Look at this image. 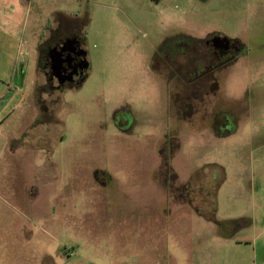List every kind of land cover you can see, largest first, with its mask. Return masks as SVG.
I'll return each instance as SVG.
<instances>
[{
  "label": "rangeland",
  "instance_id": "374dc122",
  "mask_svg": "<svg viewBox=\"0 0 264 264\" xmlns=\"http://www.w3.org/2000/svg\"><path fill=\"white\" fill-rule=\"evenodd\" d=\"M59 17L82 32L88 68L49 95L37 46ZM211 32L243 52L178 117L182 79H167L157 58L176 35ZM193 202L206 213L213 204L218 223L196 233L164 222L192 216ZM133 219L146 221L133 229ZM244 230L242 260L219 236ZM33 249L46 264L261 262L264 0H0V264H38Z\"/></svg>",
  "mask_w": 264,
  "mask_h": 264
},
{
  "label": "flooded vegetation",
  "instance_id": "af4514ba",
  "mask_svg": "<svg viewBox=\"0 0 264 264\" xmlns=\"http://www.w3.org/2000/svg\"><path fill=\"white\" fill-rule=\"evenodd\" d=\"M83 43V34L74 28L73 22L60 21L56 26H49L45 30L37 46V68L43 70L47 80L43 91L50 95L53 91L77 86L83 81L88 68ZM243 47L244 43L240 39L228 38L220 32H211L206 37L180 34L176 35L175 41L168 43V50L165 47V51L161 52H165L166 59L157 58L156 67L162 74L167 75V79H182L179 80L183 86L182 91L175 93L177 99L175 109L178 117L183 118V114L192 116L191 114L195 112L197 93L208 94V88L212 84L218 88L216 73L236 62L243 52ZM54 80L57 84L53 83ZM48 86L51 89H48ZM180 100L184 103L181 106ZM119 122L123 124L124 120ZM167 180L170 181L169 184L174 181L172 176L168 175ZM208 188V184L206 186L202 183L198 190L201 189L199 192L204 193ZM198 202L207 201L196 198V203ZM189 205L193 207L195 213L211 216L210 213L200 210L194 202Z\"/></svg>",
  "mask_w": 264,
  "mask_h": 264
},
{
  "label": "crops",
  "instance_id": "0c3cea01",
  "mask_svg": "<svg viewBox=\"0 0 264 264\" xmlns=\"http://www.w3.org/2000/svg\"><path fill=\"white\" fill-rule=\"evenodd\" d=\"M57 24L60 22V21H62V22H65L66 20L63 18V17H59V18H57ZM49 26H56L55 24H53V22H52V19H49L48 21H47V23H46V29L49 27ZM45 32V30H43L42 31V33H44ZM42 33L40 34V36H39V39H38V43H39V41L42 39ZM22 86V84H19L18 85V87H21ZM161 163H162V159H161V161H160V165H161ZM163 165V164H162ZM39 171V170H38ZM38 171H34L35 173V175H36V177H38ZM156 172H157V170H156ZM43 174V173H42ZM96 178H95V180L98 182V183H103V181H104V176H103V174L101 173V172H98L97 173V175L95 176ZM160 177H161V179H162V181H163V174H161L160 175ZM205 177H208V175L206 174L205 175ZM37 180H39V179H37ZM55 182V180H54V178H52L51 179V177L50 178H47V184H50V185H52L53 183ZM164 182H165V180H164ZM201 183H205V182H201ZM55 184V183H54ZM164 184V183H163ZM206 184V186H207V182L205 183ZM209 186V185H208ZM164 187V186H163ZM32 193H31V195H34V198H35V196L36 197H38V196H41V192H39V188L38 187H36V186H33L32 187ZM207 201V200H206ZM17 202H19V203H23V201H21V198L20 199H18L17 200ZM49 203H58L57 202V200H54L53 202L52 201H49ZM59 203H62V202H60L59 201ZM199 203V202H198ZM206 203V202H205ZM209 203V202H208ZM38 204L39 203H37V207H36V209L35 210H40V208H39V206H38ZM177 205H179V204H177ZM57 207V206H56ZM210 214H211V216L209 215V216H202V215H200V214H198L197 212L195 213V212H191V214H193L192 216H186V217H184V215H170L167 219H165V223L166 224H168L169 222H171V224H183V225H188V224H194V225H196V233H197V231L198 230H200L201 228H202V226L201 225H204V226H208L210 229H211V226L214 224H217L218 223V218L214 215L215 213H214V205L213 204H211L210 206ZM55 208V207H54ZM65 208L67 209V207H66V205H65ZM70 208H71V206L70 207H68V211H69V214H67V212H66V216H67V218L68 219H70L71 217H72V212H71V210H70ZM177 209H178V207H177ZM36 212V211H35ZM54 212H55V210H54ZM154 219H157V218H154ZM159 219V218H158ZM148 220L149 221H152L153 220V217L152 216H149L148 217ZM146 220H135L134 221V219L133 220H131V225L133 226V229H137V226L140 224V223H144ZM163 222V221H162ZM256 223V221H254L253 220V222H252V225H254ZM231 228V227H230ZM151 232V231H150ZM240 232H243V235H241V236H237V235H234V234H223V236H219V240L220 241H223L225 244H228L230 247L232 246V245H236V246H238L237 247V252H236V254L238 255V254H240V256H241V253H244L243 252V250L241 249V247L240 246H243V245H245V243H244V240L245 241H250L249 240V238H247L246 237V232H245V230L244 231H240ZM239 233V232H238ZM159 233H157V235H158ZM151 235H152V233H151ZM197 235V234H196ZM248 243V242H247ZM248 245V244H247ZM41 250V249H40ZM30 251H32L33 252V256L34 257H36V262L37 261H40L38 264H46V263H44L45 261H44V257H41V256H43V255H46L45 253H40L39 251H37V250H30ZM26 252H28V251H26ZM25 252V253H26ZM42 252V251H41ZM246 254V256H247V253H245ZM245 254H244V256H241V258L240 259H242L243 260V258L245 257ZM39 255H40V257H39ZM66 254L65 253H63V255H61V256H64V257H66L65 256ZM263 255V257L261 258V262L260 263H258V264H264V254H262ZM253 256H254V259H255V261H256V259H258V250L256 249V248H254V253H253ZM248 257V256H247ZM226 258V257H225ZM230 258H231V256L230 255H228V257H227V259H225L226 260V264H231V260H230ZM56 264V263H55Z\"/></svg>",
  "mask_w": 264,
  "mask_h": 264
},
{
  "label": "trees",
  "instance_id": "16d2710c",
  "mask_svg": "<svg viewBox=\"0 0 264 264\" xmlns=\"http://www.w3.org/2000/svg\"><path fill=\"white\" fill-rule=\"evenodd\" d=\"M44 33H42V37H43ZM214 211V210H213Z\"/></svg>",
  "mask_w": 264,
  "mask_h": 264
}]
</instances>
